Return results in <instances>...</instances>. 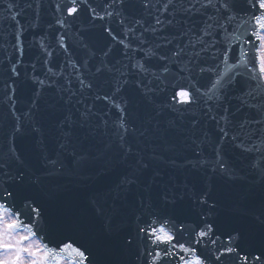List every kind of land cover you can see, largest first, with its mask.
I'll use <instances>...</instances> for the list:
<instances>
[{"label":"snow or ice","instance_id":"snow-or-ice-1","mask_svg":"<svg viewBox=\"0 0 264 264\" xmlns=\"http://www.w3.org/2000/svg\"><path fill=\"white\" fill-rule=\"evenodd\" d=\"M28 6L34 7L31 2ZM39 6L40 0H36L35 7ZM15 7L14 0L7 4L8 19L23 30L18 20L22 13L16 11L11 15ZM152 7V0H140L138 10L151 15ZM136 8L137 5L126 0H103V4L96 6L91 0H62L55 5V12L66 14L65 19L55 20L61 28L66 27L68 18L75 21L82 12L90 21L115 18L121 27L120 35L127 39L119 38L111 25H105L103 32L123 45V56L129 60L131 41H138L135 50L144 56L143 62L136 61L135 73L121 71L117 67L120 61L109 59L114 52L112 43L101 47L99 54L88 43H82L87 56L82 61L69 59L63 66L53 62L55 50L49 51L41 43L42 58L31 65L29 79L33 91L29 105L25 112H20L16 107L19 98L15 85L21 72L15 65L11 67V84L4 82L0 93V102L7 104L13 121L4 138L7 149L0 147V264H101L94 251L95 244L89 246L92 234L88 227L79 223L62 225L56 214L45 213L34 193L43 179L62 175L66 161L79 166L90 159L85 144L99 135L110 138L105 151H112L114 146V159L125 168L110 195L114 194V200L121 197L128 200L138 212L132 217L135 230L129 226L122 239L113 241L114 248L130 254L127 264H224V258L233 254L236 264H264V236L259 249L245 252L243 227L217 235L207 216L186 223L192 212L191 204L186 203L189 185L183 184L181 192L180 184L164 180L167 172L160 166H191L203 170L209 180L217 175L234 180L238 178L237 170L226 151L230 143L244 154L251 172L264 178V0H164L156 9L166 14L164 19L159 15L153 17L155 23L149 27L144 26L143 15L130 11ZM28 26L39 25L33 22ZM136 26L143 29L139 36L135 35ZM168 28H176L177 33L169 34L171 38L158 37L162 43L155 49L143 47L148 43L143 39L145 33L163 34ZM45 38L41 36L40 40ZM66 38V33H60L56 43L71 57ZM16 39L19 43V35ZM177 39L180 42L174 43ZM94 60L98 62L92 63ZM153 60L159 63L152 64ZM37 64L42 73L37 72ZM68 66L76 73L74 80L65 76ZM82 68L94 79L85 78ZM173 74L187 82L174 80L169 85V76ZM205 76L207 83H202ZM169 86L173 88L171 99L179 100L182 107L167 109L175 116L162 127L158 117L165 109L156 93L166 91ZM47 90L57 96L50 104L44 95ZM237 90L238 96L231 95ZM233 98L252 114L238 122L230 119L229 102ZM97 101L111 106L116 118L110 120L108 113L97 109ZM202 103L206 107L201 114L217 123L216 139L189 112ZM42 104L53 115L59 112L56 116L59 135L51 148L45 143L36 119ZM213 106L220 110L219 119L212 115ZM133 111L137 119L130 121ZM25 135L40 137L35 141L41 162L39 169L25 167L24 155L18 150L17 142ZM190 145L194 146L192 151L197 159L185 158L181 164L176 153L187 151ZM208 195L206 190L201 191L195 203L208 206L211 211L215 204L208 205ZM104 199L98 196L92 201L98 217L106 214ZM252 218L264 229V198L259 213L253 212ZM111 231L109 222L106 233ZM225 235L227 240H221Z\"/></svg>","mask_w":264,"mask_h":264},{"label":"water","instance_id":"water-1","mask_svg":"<svg viewBox=\"0 0 264 264\" xmlns=\"http://www.w3.org/2000/svg\"><path fill=\"white\" fill-rule=\"evenodd\" d=\"M204 127H206V125ZM230 147H233L230 143L226 145V149ZM227 155L231 161V155L228 151H227ZM186 176H188V174ZM237 177H238L237 180H239L240 182H242V180L245 179L244 177L238 174ZM252 184L253 185L249 190H241V193H237V198L235 197L234 199H231L227 194H222L220 196L219 202H221L224 198H227L228 199L227 204L233 203L235 201V204L239 206V207H235L234 204L229 209L222 208L223 211V213L221 214L222 216H219L217 210H214L217 209L216 205L215 208L212 209L211 211H209V207H206L204 208L205 213L199 214L198 212L200 216H207L208 218L217 217L214 219L215 221L214 223L216 226V231H218L219 234L226 233L230 231L232 228L243 227L246 230V236H245L246 243H244L243 247L249 249L250 252H254L261 247V237L264 236V229H262L261 226L252 218L253 212L258 214L260 211V201L262 198H264V189L261 187V185H258L257 183H252ZM236 189L240 190L241 187L236 186ZM247 193L252 194L251 197ZM212 204L213 203H211V205ZM67 219L69 218L66 216L65 223H67ZM208 220L212 222V219H208ZM68 224H72L70 220L68 221ZM222 237L225 238L226 235ZM98 248L101 251V253H98L97 251L95 252L97 257H101L100 259H98L101 261V264H115L113 262L114 255H117V253L122 255V253H120L122 251L117 250L118 251L117 253L115 254L111 253V255H113L111 257L107 251L102 250L99 244H95L94 249L97 250ZM104 258H108L109 260L108 259L104 260Z\"/></svg>","mask_w":264,"mask_h":264}]
</instances>
